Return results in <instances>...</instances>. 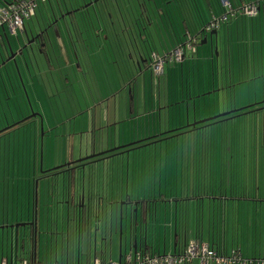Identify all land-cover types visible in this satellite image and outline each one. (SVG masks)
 <instances>
[{
	"label": "crops",
	"instance_id": "0c3cea01",
	"mask_svg": "<svg viewBox=\"0 0 264 264\" xmlns=\"http://www.w3.org/2000/svg\"><path fill=\"white\" fill-rule=\"evenodd\" d=\"M97 1L99 0H95V2ZM120 1L125 9L124 4L128 0ZM187 1V9L183 5H180L182 3L178 4L171 11L166 9L163 12L160 8L156 9L154 14L158 17L155 18L153 16L152 18L155 19L150 17L149 21H151L153 28L148 26V30L143 25L142 27L141 25L137 27L132 16L130 26L131 28L132 25L134 26V32L131 30L128 32L122 27L121 22L124 20L121 21V17L124 18V16H119L117 3L111 0H102L101 6L99 5L98 8L96 6H94L95 8L93 7L98 23L95 22L94 15H91L95 26L98 27L99 24L102 28L98 34L96 33L97 28L91 34L93 36L91 38L85 30L88 25L87 21L90 18L87 7L95 3L93 0H89V4L83 6L81 10L82 4H80L79 0H50V5H45V12L38 13L39 15L36 18L37 25L35 24L34 26L24 22V27L18 29L15 33H11L5 27L1 29L4 45H0V53L4 54L2 49L6 46L8 48L12 43L14 46L17 45L18 40H16V35L20 37L24 33V29L36 30L41 28L44 24V19L46 20L47 17L45 15L50 9H53L52 11L56 13H65L61 17V20L54 25V34L50 35V40L46 43L47 47L44 48L45 55L41 56L37 54L36 59L33 55H30L25 59L22 58L19 63L12 61L7 71L0 74V81L3 85L5 84L4 89L7 91L8 87L15 89L19 85L24 88V85H26L25 81L29 85L34 77L43 74L42 72L46 73L47 71L50 74L52 67H56L50 64L48 52L52 47L56 54L63 56L60 61V68L57 66L60 70L58 73L55 72L59 82L53 73H51L50 81L44 78L45 88L49 87L52 83H54V86L58 83L61 87L62 82L60 81V77L63 75L65 80L64 76L69 68H72L73 71L76 69L75 72H83L84 69V78L89 82L86 75L92 70L93 56L95 53H99L100 57L102 56L103 58L107 52V48L110 47L109 42H111L112 52L116 55H118L117 52L120 51L121 47L128 48L131 65L134 68L136 66L138 71L149 70L147 62L141 59V56L146 53L148 54L145 45L151 46V53L163 54L182 43L185 40V35L197 36L198 34L194 35V33L198 31L199 37H207L210 35V32H206L204 27L211 17L213 15L222 16L223 13H226V18L221 21L219 28L216 30V62L214 59L215 53L212 51L214 45L213 35L211 37V68L209 70L207 67V78L204 76V71L202 79L199 78L198 81L194 79L196 62L200 60L199 58L194 59V54L201 52L202 47L192 50V54L186 49L183 62L178 64L172 63L174 64L173 67L165 66L162 74L164 76L166 73V77L169 75L168 79L166 78V82L170 81V84L166 88L169 93H172L177 98L179 94L173 85V80H177L173 77H177L178 72L181 73L179 100H175L174 98L173 100L168 99L163 103L159 101L157 107L148 113L150 116L146 113L150 123L155 121L154 114H157V118L160 117L159 120H162V115L164 114L168 120L165 126L168 130H165V132L182 127L183 125L180 120H184V115L187 122L192 121L189 113L191 105L194 106L192 119H197L196 106L201 104L202 100L207 96H213V93H211L212 89L217 88L222 90L232 88V85H229L232 82L231 72L237 65L239 66V71L237 72L235 69L236 73L241 74L246 72L248 74L247 81L255 80L253 84L262 82L264 87V8H260L257 15L248 16L239 12L238 9L244 3L254 0H228L231 6L230 11H226V7L222 5L220 0H203L206 2V13H204L202 10L199 11V0ZM158 7L160 6L158 5ZM116 14L118 15V20L114 18ZM170 16L176 18V24L174 21L172 22L173 19ZM164 18L169 20V27L164 23ZM108 20L111 25L119 22V29L117 28L118 26H113L107 30ZM161 22H163L164 28H169L164 34ZM182 23L185 25V30ZM73 29L77 32L73 31ZM116 29L119 30V33L114 34L113 31H116ZM110 30H113L112 32L115 37H110ZM181 30H183V33ZM162 35L168 36L171 39L169 41L170 45L167 44L166 39L161 41L160 36ZM117 41L122 44H119L120 49L114 46V43ZM123 42H125V45H123ZM133 42L137 43V45L135 44L136 47L135 45L133 47ZM156 44H160L161 48H153V45ZM113 61L116 62V60ZM47 64L50 67L49 70H46ZM234 64H236L235 67ZM3 66L0 64V71ZM197 66L199 68L200 64L197 63ZM169 67L174 69L173 72L166 71V68ZM20 69L24 73L25 79ZM197 73L200 74V72ZM91 80L94 81V78L91 77ZM134 88V85L130 88L131 92H129L130 97L127 104L130 116L134 112ZM207 90H209L208 93H206ZM220 96L221 93L219 94ZM147 102V105L150 106V101L148 100ZM182 103L187 105V113L184 115L181 114V110L179 109ZM136 106L139 107L140 105ZM174 113L176 114L172 119L173 122H170V118ZM171 123H173V126ZM110 124L111 120H106V122L102 120V125L99 128H108ZM188 127L190 126L184 129L186 130ZM195 129L192 128L183 133ZM159 130H162L161 122L159 123ZM165 132L163 131L156 135ZM154 142L156 141L153 140L152 143ZM115 144L113 143L112 145ZM109 146L111 144L109 145L108 142L102 143L101 141L98 147H96L95 143L91 148L88 147L85 152H80L78 157L82 158L86 155L102 152V154L94 156L101 157L109 151L107 149ZM99 160L101 159L99 158ZM82 161L84 160H75L50 169V171H55L54 173L59 174L57 177L51 178L48 177L50 174L47 175V172H41V177L35 178V169L33 167L32 175L34 178L18 180L16 182L11 180L7 184L3 183L5 187L8 186L10 188L11 202L16 203V212L12 214V218L10 215L5 214V211L0 214V226L7 225L6 228H0V263L5 260L7 264H19L21 259L26 258L30 264H95L97 261L98 264H107L109 261H123V257L126 255H131L134 258L136 253H143L144 251L156 254L176 253L184 249L186 243L193 239L206 243L211 248L219 251V253L230 254L232 251H237L243 258H264V254L262 256V253H264L262 245L257 243V237L260 234L258 225L254 226L253 222L250 224L247 219L249 214L245 213L246 215L244 216V214L241 215L238 212L244 204L249 209V202L255 208L258 204L263 205L264 195L251 196L248 192L244 194V190L247 191V189L239 193L227 194L228 189H226L225 194L220 193L219 196L213 193L207 196L205 194L204 196H196L193 194V185L191 186L187 183L184 176L182 185L181 187L179 186L180 180L178 178L180 171L173 172L175 173V177H178L177 184L172 186L168 180L165 184H162L161 176L163 177L164 172L166 171V175L169 176L171 175L170 171L175 170V167L172 165L163 164L162 162L158 165L157 163L153 164L154 172L152 174L145 172V167L142 173L139 171L141 168L138 167V164L130 163L125 165H122V163L115 164L113 167H111V164H107L106 166L103 164L104 167L101 168L102 173L95 174L90 171L88 177H86L84 171L85 166L78 165L70 171L66 170V168L69 169V166L72 168L74 162L79 163ZM177 169L179 170V168ZM77 170L79 171L77 172ZM157 172L159 173V177ZM150 181H153V185L149 184L148 186L147 182ZM21 187L25 191V200L23 196L20 197ZM130 187L134 195L129 193ZM165 187L167 191H172L169 197H164L162 194ZM189 191L191 192L189 193ZM230 191L233 192L232 190ZM14 197H16V201H14ZM82 197L85 203L89 199H92V203L94 204L90 220L91 232H89V228L85 224L86 220L82 209L80 229L78 230L75 225L76 208L77 210L79 209V206L76 205L80 204ZM160 199L170 206L169 218L167 215L164 218L159 215L157 202ZM4 200L5 198L1 201ZM186 202L193 205L194 208L184 211L182 205ZM240 202H243L241 203L242 205H240ZM21 204H25L24 214L23 212L22 214L18 212ZM199 204H202L200 206L201 210L197 208ZM146 205L149 207L146 232L141 229V231L135 234L133 231V218L135 215L138 217L144 215L145 217L144 208ZM134 208L137 209V212L134 211ZM35 212L37 214L38 229L41 231L36 246V253L34 254L33 252L32 254L28 246L24 249L25 252L17 251L13 245V233L15 230H10L8 225L32 220ZM95 224L100 226V230L96 233V252L93 251L94 242L91 239L92 235L91 238L89 236L90 233L92 234ZM19 230H21L20 227ZM186 264H199V260L194 258ZM208 264H214V262L210 261Z\"/></svg>",
	"mask_w": 264,
	"mask_h": 264
},
{
	"label": "rangeland",
	"instance_id": "374dc122",
	"mask_svg": "<svg viewBox=\"0 0 264 264\" xmlns=\"http://www.w3.org/2000/svg\"><path fill=\"white\" fill-rule=\"evenodd\" d=\"M93 1L95 2V0ZM111 1L117 3L119 16H124V18L121 17V21L124 20L121 22L122 27L128 32L129 30L134 32V26L132 25V28L130 27L132 16L137 27L140 25L142 27L143 25L148 30V26L153 28L151 21H149L150 17H158L154 14L156 9L158 10L160 8L163 12L166 9L171 11L180 3H182L180 5H183L185 9L188 7L187 0H128L124 4L125 10L120 0ZM79 2L82 6L89 4V0H79ZM199 3V11L202 10L206 13V2L199 0ZM47 4L48 1L45 4L40 3L36 9V15L29 19H24V22L34 26L35 24L37 25V15H39V12H45ZM99 5H102V0L90 4L87 7L90 18L87 21L88 25L85 31L91 38H93L91 34L97 28V34L100 33V29L102 28L99 24L98 27L95 26V22L98 23V19L96 13L93 11L94 6L98 8ZM0 6H2L1 3ZM91 15H94L95 22ZM114 18L118 20V15L116 14ZM170 18L176 24V18L174 16H170ZM168 21L167 18H164V23L169 27ZM118 25L119 22L111 25L108 20L106 29L109 30L113 26L117 27ZM182 25L185 30V25L183 23ZM117 28L119 29V26ZM118 29L116 31L110 30V37H115L114 34L119 32ZM166 30H169V28H164L163 24V34L166 33ZM73 31L77 32L75 29ZM181 31L183 33V30ZM168 33L170 32L168 31ZM195 34H198V42L194 44V50L202 47L201 52L194 54V59H200L199 62H196L194 77L195 81H198L199 78L202 79V73L204 74V71V76L207 78V67L209 70L211 68L212 36L199 37L198 31ZM165 35L160 36V39L161 41L166 39L167 44L170 45L169 41L171 39ZM213 41L212 51L215 53L214 59L216 62L217 42L215 35H213ZM105 42L107 41L105 40ZM119 44L120 42L117 41L114 43V46L120 49ZM123 45H125V42H123ZM109 46L103 58L102 56L100 57L99 53H95L93 56L92 70L86 75L89 82L84 78V69L83 72H75L76 69L73 71L72 68H69L66 75L64 74L65 80L63 75L60 77V81L62 82L61 87L58 83L54 86V83L51 82L52 84L45 88L44 78L50 81L51 73H53L58 81L56 73L60 70L59 65L63 57L56 54L52 47L48 54L50 64L56 67H52L50 74L47 71L46 73L42 72L43 74L35 76L29 85L25 81L26 85H24V88L18 84L19 86H16L15 89L8 87L7 91L4 89L5 84L3 85L0 81V131H3L0 132V199L3 200L5 198L4 201L0 200V214L5 211V214L10 215L12 218V214L16 212V203L11 202L12 196L9 191L10 188L8 186L5 187L3 183L7 184L11 180L16 182L18 180L32 178L33 167L35 169L34 177L38 178L41 177L43 170H50L68 162L79 160L81 157H78V154L85 152L88 147L91 148L95 143L96 147H98L101 141L102 143L108 142L111 146L107 147V149H110L137 142L168 130L165 128L168 120L164 114L162 115V120H159L160 117L157 118V114H154L155 121L150 123L148 113L157 107L159 101L163 103L168 99L173 100L174 98L175 100H179L181 73L178 72L177 77H173L177 80H173V85L179 94L176 98L166 88L170 84V81L166 82V78L169 75L166 77L165 73L164 76L161 75L156 78L151 68L150 70L147 69L140 72L136 67L134 68L131 65L128 48L121 47L120 51L117 52L118 55H116L111 50V42H109ZM156 47L160 49L161 45H153V48ZM145 48H147L148 53L151 52V46L145 45ZM188 50L190 53L192 52V48ZM232 54L234 55V53ZM113 60H116V62ZM175 63L178 64L181 62ZM197 63L200 64L199 68ZM150 64H152V61ZM164 66L173 67L174 64L166 61ZM8 68V65L3 66L0 74L2 72L5 73ZM49 68L47 64L46 70H49ZM235 69L238 72L239 66L237 65L231 72L232 82L229 85H232V88L222 90L217 88L212 89L211 93H213V96H207L202 100L201 104L196 106L198 113L197 119H192L194 106L191 105L189 107L190 119L192 120L190 122L186 121V116L184 115L187 113V105L182 103L179 106L181 114L184 115L185 121L183 119L180 120L183 126L195 121L214 117L224 112L243 109L244 107L264 100V87L262 82L253 84L255 80L247 81L248 74L246 72L239 74L235 72ZM173 70L171 67L166 68V71L169 72H173ZM20 71L22 72L21 69ZM197 72H200L201 75ZM22 76L24 79L26 78L23 72ZM91 77L94 78V81L91 80ZM132 84L135 87V97L134 112L130 116L127 104L129 102V92H131L130 88L133 86ZM208 92L209 90L206 91V93ZM220 93L221 96L219 97ZM148 100L150 101V106L147 105ZM136 105L140 106L138 107ZM262 106L260 105L259 107ZM252 109L249 108L248 110L240 111V113L233 112L234 114H229L228 116L199 123L194 126L196 129L193 131L183 133L193 128L188 127L186 130L184 129L172 133V135L163 136V140L155 139L154 141L156 142L154 143L152 141H146L139 145L105 153L101 157L84 160L88 164L85 165L84 170L86 177H88L90 171L95 174L102 173L101 168L104 167L103 164L105 166L111 164V167H113L115 164L121 163L122 165L127 163L138 164V167L141 168L139 170L140 172L143 173L145 167V172L152 174L154 172L153 164L157 163L158 165L162 162L163 164L175 167L174 171H170L171 175L169 176L166 175V171L164 172L163 177L161 176L162 184H165L167 180L172 186L177 184L178 177H175V173L173 172L180 171L178 178L180 180L179 186L181 187L184 176L186 182L191 186L193 185V194L196 196H204V194L207 196L211 193L219 196L220 193L225 194L226 189H228L227 194L239 193L247 189L245 193L248 192L251 196H263L264 108L256 111H252ZM31 111L37 113L39 116L28 117L31 115ZM176 113L171 116L170 122H173L172 119ZM102 120L105 122L106 120H111V124L108 128L106 127L107 129L99 128L102 125ZM19 121L20 123L18 125L6 130L8 126L17 124ZM160 122L162 130H159ZM171 125L173 126V123ZM166 137L169 138L165 139ZM113 143L116 144L112 145ZM51 172H47V175L50 174L48 177L59 176V174L54 173L55 171ZM147 183L148 186L149 184L153 185V181ZM171 192V190L167 191L165 187L162 194L164 197H169L172 194ZM129 193L134 195L131 187ZM21 196L23 198L26 196L22 187ZM14 201H16V197H14ZM241 203L243 202H240V205H242ZM249 203V209L244 204L238 212L241 215L244 214V216L249 214L247 219L250 224L253 222L254 226L258 225L260 234H258L257 243H260L264 250V204H258L255 208L252 207L251 202ZM157 204L159 215L162 218L167 215L169 218L170 206L166 205V202L161 201V199ZM201 205L199 204L197 206L200 210ZM24 206L25 204H21V208L19 207V214H22V212L24 214ZM182 208L186 211L192 210L194 206L186 202L183 203ZM261 212L262 214H260Z\"/></svg>",
	"mask_w": 264,
	"mask_h": 264
},
{
	"label": "built area",
	"instance_id": "2783aa9c",
	"mask_svg": "<svg viewBox=\"0 0 264 264\" xmlns=\"http://www.w3.org/2000/svg\"><path fill=\"white\" fill-rule=\"evenodd\" d=\"M220 1L222 5L226 7V11L231 10L228 0ZM44 2H46V0H20L17 3L0 6V28L6 27L10 32L22 29L24 19L33 17L36 14V9L39 4H44ZM260 8H264V0H254L249 3H244L238 11L248 16H255L258 14ZM224 18H226V16H213L206 28L208 30L217 29ZM194 41L195 39L188 37V39L184 41L183 46L194 50ZM183 46H178L171 51L168 54L169 58L174 56L177 60H180L183 53ZM152 57V71L155 75H158L163 69V58L157 57L155 53L152 54ZM194 258L199 260V264H208L210 261H213L214 264H264V258H243L237 251H232L230 254L219 253L206 243L196 239L189 240L184 249L176 253L156 254L153 252H140L136 253L134 258L131 255H126L123 257V261H109L107 264H186ZM0 264H7V262L3 260ZM19 264L30 263L28 259L23 258ZM95 264H98V261Z\"/></svg>",
	"mask_w": 264,
	"mask_h": 264
},
{
	"label": "water",
	"instance_id": "95a60500",
	"mask_svg": "<svg viewBox=\"0 0 264 264\" xmlns=\"http://www.w3.org/2000/svg\"><path fill=\"white\" fill-rule=\"evenodd\" d=\"M216 33H217L216 30L210 31V35L211 36L212 35H216ZM4 36H5V34H4ZM12 56L13 55H11L10 58ZM10 58H8L7 61ZM2 64H4V62H2L1 65ZM263 107L264 106H262L261 108H263ZM239 110H241V109H239ZM235 111H238V110L224 112V113L218 114V115H216L214 117L203 119L201 121H195V122H193L191 124H188V125H185V126H190V127L196 128L194 126H196L199 123H203V122H206V121H211L214 118H218V117H222V116H228L229 114H231V113H233ZM30 116H39V115L37 113H33L32 112L31 115H29L28 117H30ZM123 146H126V145H123ZM118 148L119 147H114V148L109 149V151H113V150L118 149ZM104 152H106V151H104ZM100 154H102V152L101 153H96V154H91V155H86L85 157L80 158L78 161L87 160V159L93 158L94 156H98ZM93 205L94 204L92 203V199H89L87 201V203H85L83 197L81 199L80 204L76 205V206H79L78 210L76 208V216H75V220H76V224L75 225H76V228L78 230L80 229V225H81V222H82V212H81V209H82L83 212H84V215H85V217H84L85 220H86L85 224L88 226L89 232H91V229H90L91 228V222H90V220H91V216H92L91 212H92ZM136 210L137 209L134 208L135 212H137ZM148 211H149V207L146 205V207L144 208L145 217H144V215H141L140 217L135 215V217L133 218V222L132 223H133V231H134L135 234L138 233L139 231H141V229H143L144 232H146V228H147V213H148ZM97 220H98V216H97ZM6 227H7V225L0 226V228H6ZM19 227L21 228V230H19ZM8 228L10 230H12V231H13V229L15 230V232L13 233V237H14L13 245H14V247H15V249L17 251L25 252L24 249H26L27 246H28L30 248V250L32 251V254H33V252H34V254L36 253V246H37L38 240H39L40 235H41V231L38 229V220H37L36 212H35V216H34V218L32 220H27V221H24V222L10 224V225H8ZM98 230H100V226L95 224V226L92 229V234L91 233L89 234L90 238H91V235H92L91 239H92V242H94V244H93V251L94 252H96V247H95L96 244L95 243H96V233H97Z\"/></svg>",
	"mask_w": 264,
	"mask_h": 264
},
{
	"label": "flooded vegetation",
	"instance_id": "af4514ba",
	"mask_svg": "<svg viewBox=\"0 0 264 264\" xmlns=\"http://www.w3.org/2000/svg\"><path fill=\"white\" fill-rule=\"evenodd\" d=\"M52 10L53 9H50L49 12L45 15L47 17H46V20L44 19L45 22L43 21L44 24L41 26V28H38L36 30H25L24 29L23 30L24 33H22L20 35V37L22 36L21 38L16 35V37H17L16 40H18V43L17 42H15V43H17V45L14 46L13 43H12V44H10L8 46V48L6 46V47H4V49H2L3 52H4V54L3 53L2 54L0 53V57H1L0 64L2 62H4V64H2V65H4V67H5L6 65L9 66L12 63V61H15V62L19 63L22 60V58L25 59L26 57H29L30 55H33L35 57V59H36V55L37 54H40L41 56L42 55H45L44 48L47 47L46 43L50 40V37H51L50 35H53L54 34V25H56L57 22L59 20H61V17L64 16V14H65L63 12L56 13V12H54ZM213 16H215V15H213ZM224 16H226V13H223V15L221 17H224ZM216 17H219V16H216ZM211 19H210V21H211ZM209 22L207 23V25L209 24ZM206 26L204 27V30L206 32H208V33L210 31H212V30H217L219 28L218 27L217 29H210V30H208L206 28ZM1 29H4V27H1L0 28V32H1ZM17 30H15L14 32H11V33H15ZM185 36L186 37H185V40L184 41H186L188 39V37H192L193 39H195V41L193 43V47H194V44H197V42H198L197 36H193V35H190L189 36V34L188 35H185ZM0 45L1 46L4 45V37H3V34H1V42H0ZM11 55H13V56L10 58ZM145 55L147 56V53ZM146 56L141 57V59L142 60H145L146 62L148 61L147 62V65H148L149 70H150V68L152 69V66L150 64V61L148 59V56L147 57ZM8 58H10V59L7 61ZM32 112L33 111H31V113ZM10 126H8V128H6V130L9 129V128H12V125H10ZM0 132H3V131H0ZM168 135H171V134H168ZM85 162L86 161H82V162H79V163L74 162L73 167L71 168L68 165L69 166V169L66 168V170L70 171L71 169H73L74 167H76L78 165L84 167L87 164ZM66 164H68V163H66ZM49 171L50 170H45V171L43 170V172H45V173L46 172H49Z\"/></svg>",
	"mask_w": 264,
	"mask_h": 264
},
{
	"label": "trees",
	"instance_id": "16d2710c",
	"mask_svg": "<svg viewBox=\"0 0 264 264\" xmlns=\"http://www.w3.org/2000/svg\"><path fill=\"white\" fill-rule=\"evenodd\" d=\"M18 1H20V0H0V3H1V5H4V4H12V3H17ZM46 1H48V4L50 5V0H46ZM46 3V2H45ZM44 3V4H45ZM83 8V6L81 5V7H80V10ZM219 17L221 16V15H218ZM213 17V16H212ZM211 17V18H212ZM207 25V24H206ZM6 28V27H5ZM119 31V30H118ZM117 33V32H116ZM119 33V32H118ZM190 36V35H189ZM183 43H184V41L182 42V43H180L179 45H177L176 47H174V48H172L171 50H169V51H167V52H165V53H163V54H156L157 55V57H162L163 58V69H162V72L160 73V74H158V75H155L154 73V75H155V77L156 78H158L159 76H161L162 74H163V72H164V65H165V62L166 61H169L170 63H175V62H183V58H184V56H185V51H186V49L188 50L189 48H186L185 46H183ZM137 45V43H132V45H133V47H134V45ZM136 45H135V47H136ZM178 46H183V53H182V57H181V59L179 60H177L174 56H171V58H169V56H168V54L171 52V51H173L175 48H177ZM152 54L153 53H148L147 54V56H148V59H149V61L151 62L152 61V59H153V57H152ZM143 56H146V55H143ZM143 56H141V57H143ZM146 56V57H147ZM48 60H49V58H48ZM136 62V61H135ZM148 62V61H147ZM147 64V63H146ZM136 67V66H135ZM260 105H263L264 106V101H261V102H257V103H254L253 105H250V106H247V107H245V108H243V109H241V110H238V111H235L234 113H240V111H243V110H248L249 108H253L252 109V111H256V110H258V109H263V108H261V107H259ZM234 113H231V114H234ZM20 122H18L17 124H14V125H12V128L13 127H15V125H18ZM11 127V126H10ZM187 126H182V127H179V128H176V129H174V130H172V131H169V132H165V133H161V134H159V135H155V136H152V137H148V138H145V139H142V140H140V141H137V142H134V143H131V144H128V145H126V146H123V147H119L118 149H121V148H125V147H131V146H134V145H139L140 143H143V142H146V141H153V140H157V139H160V140H163V136H166V135H168V134H171L172 135V133H175V132H178V131H181V130H184V128H186ZM174 135V134H173ZM166 138H169V137H166ZM118 149H115V150H118ZM115 150H113V151H115ZM109 152H112V151H107L106 153H109ZM244 194H245V190H244V192H243ZM217 251V250H216ZM145 253H147L148 251H144ZM217 252H219V251H217ZM148 253H152V252H148ZM222 253V252H221ZM224 254V253H223Z\"/></svg>",
	"mask_w": 264,
	"mask_h": 264
}]
</instances>
